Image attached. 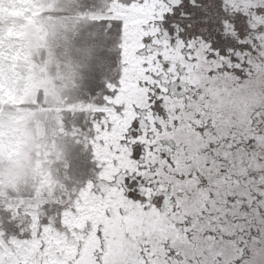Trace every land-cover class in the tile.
<instances>
[{
  "label": "snow or ice",
  "instance_id": "1",
  "mask_svg": "<svg viewBox=\"0 0 264 264\" xmlns=\"http://www.w3.org/2000/svg\"><path fill=\"white\" fill-rule=\"evenodd\" d=\"M97 6L84 154L47 203L0 207V264H264V0ZM218 205L247 226L217 236Z\"/></svg>",
  "mask_w": 264,
  "mask_h": 264
},
{
  "label": "rangeland",
  "instance_id": "2",
  "mask_svg": "<svg viewBox=\"0 0 264 264\" xmlns=\"http://www.w3.org/2000/svg\"><path fill=\"white\" fill-rule=\"evenodd\" d=\"M99 2L0 0V207L47 203L84 154L68 113L97 72ZM233 213L218 205L217 236L247 226Z\"/></svg>",
  "mask_w": 264,
  "mask_h": 264
}]
</instances>
